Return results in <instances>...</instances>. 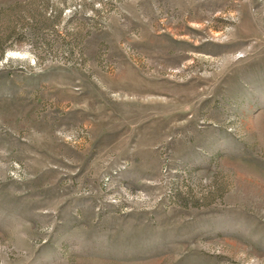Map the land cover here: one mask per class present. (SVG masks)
Instances as JSON below:
<instances>
[{"label":"rangeland","instance_id":"374dc122","mask_svg":"<svg viewBox=\"0 0 264 264\" xmlns=\"http://www.w3.org/2000/svg\"><path fill=\"white\" fill-rule=\"evenodd\" d=\"M0 264H264V0H0Z\"/></svg>","mask_w":264,"mask_h":264}]
</instances>
